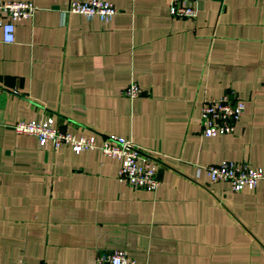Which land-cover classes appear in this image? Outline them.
Masks as SVG:
<instances>
[{"label": "crops", "instance_id": "crops-1", "mask_svg": "<svg viewBox=\"0 0 264 264\" xmlns=\"http://www.w3.org/2000/svg\"><path fill=\"white\" fill-rule=\"evenodd\" d=\"M1 1L36 9L13 42L0 36V264H94L111 250L134 264H264V178L233 192L196 173L221 160L264 171V0H197L182 19L168 0H110L108 22L60 11L85 0ZM230 91L239 120L202 137L201 103ZM47 116L97 143L130 139L156 158L157 188L128 186L97 149L13 130Z\"/></svg>", "mask_w": 264, "mask_h": 264}, {"label": "built area", "instance_id": "built-area-1", "mask_svg": "<svg viewBox=\"0 0 264 264\" xmlns=\"http://www.w3.org/2000/svg\"><path fill=\"white\" fill-rule=\"evenodd\" d=\"M197 0H168L167 9L171 17L182 19L196 15ZM36 6L30 1L0 2V36L4 43L14 40V22L32 17ZM61 13H76L86 18L95 17L100 22H108L117 9L110 0L68 1L60 9ZM141 93L134 81H130L121 91L128 98ZM244 108L243 102L233 92H224L218 97L203 100L198 117L199 134L202 137H214L229 133L239 120ZM15 133L30 134L36 138L37 145L50 144L53 148L67 145L73 153L97 149L102 155L117 161L116 177L132 188L154 191L158 186L156 173L157 160L153 156L139 151L130 139L109 134L96 142L92 135L74 136L53 126L50 116L37 121H19L13 125ZM145 154H143V153ZM203 171L209 182L225 181L230 190H253L257 182L264 178L261 167H254L245 160H221L217 163L197 166L196 173ZM94 264H134L122 250H111L99 253Z\"/></svg>", "mask_w": 264, "mask_h": 264}]
</instances>
